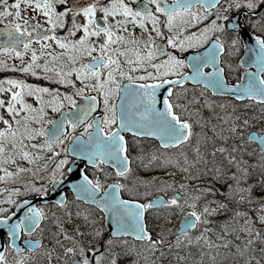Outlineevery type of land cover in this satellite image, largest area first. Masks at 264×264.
Segmentation results:
<instances>
[{"label": "snow or ice", "instance_id": "snow-or-ice-1", "mask_svg": "<svg viewBox=\"0 0 264 264\" xmlns=\"http://www.w3.org/2000/svg\"><path fill=\"white\" fill-rule=\"evenodd\" d=\"M0 264H264V0H0Z\"/></svg>", "mask_w": 264, "mask_h": 264}, {"label": "rangeland", "instance_id": "rangeland-1", "mask_svg": "<svg viewBox=\"0 0 264 264\" xmlns=\"http://www.w3.org/2000/svg\"><path fill=\"white\" fill-rule=\"evenodd\" d=\"M236 74H233V77L235 76ZM71 196V193L69 194Z\"/></svg>", "mask_w": 264, "mask_h": 264}, {"label": "flooded vegetation", "instance_id": "flooded-vegetation-1", "mask_svg": "<svg viewBox=\"0 0 264 264\" xmlns=\"http://www.w3.org/2000/svg\"><path fill=\"white\" fill-rule=\"evenodd\" d=\"M233 79H235V76L234 77H232ZM70 194V193H69Z\"/></svg>", "mask_w": 264, "mask_h": 264}]
</instances>
